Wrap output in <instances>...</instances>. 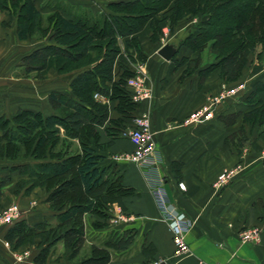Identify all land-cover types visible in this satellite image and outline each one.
Returning <instances> with one entry per match:
<instances>
[{"label": "trees", "instance_id": "obj_1", "mask_svg": "<svg viewBox=\"0 0 264 264\" xmlns=\"http://www.w3.org/2000/svg\"><path fill=\"white\" fill-rule=\"evenodd\" d=\"M47 4L45 0L38 5L34 0H0L1 9L15 14L18 38L43 37L21 55V74L42 78L49 68L71 74L68 90L46 93L49 113L18 107L10 116L0 114V160L17 161L0 174V197L16 172L12 193L44 190L53 222L29 223L18 217L0 229V236L12 250L35 244V264H45L57 241L75 264H108L112 251L128 248L130 234L112 232L100 244H91L87 255H80V250L85 228L105 226L108 208L121 207L122 199L133 194L121 175L100 165V151L134 117L136 103L126 85L133 71L126 59L132 60L131 49L142 56L137 32L146 26L153 41L161 33V22L171 29L181 18L195 16L194 26L175 45L196 51L194 65L185 69L198 65L207 46L213 58L199 68V79L217 69L221 80L230 85L241 79L250 54L264 52V0H113L105 4L106 10L96 12L60 1L43 12L41 7ZM249 80L239 91L244 109L220 116L226 125L240 116L239 128L226 137L237 146L248 141L244 125L264 135V79ZM94 92L107 102L96 99ZM108 102L116 118L108 117ZM100 130L105 142L100 141Z\"/></svg>", "mask_w": 264, "mask_h": 264}, {"label": "crops", "instance_id": "obj_2", "mask_svg": "<svg viewBox=\"0 0 264 264\" xmlns=\"http://www.w3.org/2000/svg\"><path fill=\"white\" fill-rule=\"evenodd\" d=\"M43 1L34 0V4ZM68 1L96 12L106 10L105 4L113 0ZM189 19L177 22L178 31H168L165 38L166 32L162 31L164 36L160 33L158 39L153 41L148 38L150 31H145L146 27H143L137 32L142 56L131 49L132 60L126 59L129 69L134 72L139 66L145 74L150 95L133 101L136 107L132 114H148L160 158L158 173L163 177L167 196L192 221L185 236L188 251L181 255L175 254L170 230L160 219L151 197L153 176L126 158L125 154L132 151L133 144L120 133L101 149L100 165L107 167V172L114 171L121 175L122 183L131 187L133 194L122 199L121 207L117 204L110 206L119 212L115 222L109 219L112 217L110 215L102 228H85L86 236L80 255H87L91 244H100L107 234L114 232L128 233L132 239L127 249L111 252L108 264H152L154 261H164L166 264H264V135L249 131L248 126L244 125L248 138L245 144L237 146L226 140L229 134L239 128L240 116L231 125L224 124L220 116L244 109V105L241 100L237 101V92L226 96L220 103L211 104L210 96L227 83L221 80L217 69L199 79L198 70L208 60L200 61L194 68L185 69L186 66L194 65L196 51L184 46L177 48L175 45L188 32L185 26L189 25ZM15 31L14 12L0 8V59L3 53L12 50L13 45L24 40L18 38ZM165 41L175 46L173 59H164L156 52ZM122 49V55L126 58ZM23 53L24 50L17 58V66L21 63ZM9 64L10 61L0 69V114L5 116H10L18 107L24 108L23 96L13 93L20 89H12V80L24 76L21 73L14 74ZM70 75L49 68L40 79L64 76L66 83L63 88L51 87L45 93L51 89L68 90ZM98 100L107 102L102 95ZM47 107L49 110L45 113L50 112L48 104ZM108 109L109 118L118 116L111 102H108ZM100 132V141L105 142L107 137L102 130ZM223 171H230L231 174L219 182L217 176ZM14 181L7 184L9 190H4L7 185L2 188L0 199L5 195L10 197L7 191L12 192ZM36 189L41 192L38 198L41 202L38 199L30 200L34 208L25 214L24 219L29 223L41 220L53 222V212L44 201L46 193L38 187L32 190ZM251 226L259 229L258 239L240 242L238 231ZM55 245L61 249L54 264H75L66 258L61 241L51 246L45 264H48ZM6 246L0 237L1 249ZM21 247H24L22 257L29 258L28 262L35 264L32 262V257L38 251L35 244H24L16 250Z\"/></svg>", "mask_w": 264, "mask_h": 264}, {"label": "built area", "instance_id": "obj_3", "mask_svg": "<svg viewBox=\"0 0 264 264\" xmlns=\"http://www.w3.org/2000/svg\"><path fill=\"white\" fill-rule=\"evenodd\" d=\"M165 34V32H164ZM264 63V60H263ZM244 81H240L232 86L222 84L217 93L210 96L211 104L220 103L226 96L235 94L244 88ZM126 85L130 89L131 100L138 101L150 95L149 87L145 82V74L138 66L132 75L126 78ZM96 99L101 95L94 92ZM121 135L127 138L132 144L133 149L125 154L126 158L136 162L147 174L153 176L150 188L151 197L156 206L160 219L166 223L171 233V242L176 255L185 254L188 251L185 236L189 232L192 221L169 200L164 188L163 177L158 173L159 154L157 153L153 133L150 129L149 116L145 112L134 116L130 124L121 132ZM231 174L230 171L221 172L217 178L222 181ZM117 213V211H116ZM18 209L16 204H11L1 211L0 222L11 223L17 218ZM259 229L256 226L242 228L238 231L240 242L256 241L258 239ZM154 261L152 264H157ZM208 264V263H203ZM220 264V263H211Z\"/></svg>", "mask_w": 264, "mask_h": 264}, {"label": "rangeland", "instance_id": "obj_4", "mask_svg": "<svg viewBox=\"0 0 264 264\" xmlns=\"http://www.w3.org/2000/svg\"><path fill=\"white\" fill-rule=\"evenodd\" d=\"M45 1H47L48 6L41 7V10L43 12L49 11L48 7L53 8V6H52L53 3H57V2L59 3L60 1L63 3L64 2L69 3L68 0H45ZM70 4H72V3H70ZM64 5L66 7H68L66 4H64ZM72 5H74V8L78 6L76 4H72ZM189 18H190L188 20L189 25L185 26V28H186L185 31H188L187 26L189 29L192 28L194 26L195 21H196L195 16H190ZM184 19H188V18L187 17L181 18L178 21V23L180 21H185ZM178 23L174 27L169 29L167 27V25L164 24V22H161L160 23L161 27H160V30H158V31H161V34H162V31H165L166 35L164 36L162 34V36H164L163 38H165L168 35V31H176V30L178 31ZM145 31H149V29L146 27ZM181 31H184V30H181ZM42 40H43L42 36L38 37L37 35H34V36L24 38L23 41L19 42L20 44L13 45L12 50L10 49V50H8L2 54L1 59H0V69H2V66H4L7 62L10 61V63H11V64H9V66H11L10 70L14 74L21 73L22 69L19 68V65L18 66L16 65L17 58H18L20 52L22 50H24V52L28 51L33 46L39 44ZM16 48L19 50H17ZM257 50H258V46L256 47V51ZM200 57H201L200 61H202V60H208L209 61L213 58V52H210L208 50L207 46H205L204 49L201 51ZM1 60H2V62H1ZM263 60H264V52L260 53L259 55H256L254 53L250 54L249 61L246 65V67L244 68L242 75L240 77L241 79L231 83L230 85L229 84L228 85L225 84V85L232 86V85H234L240 81H244V83H247V82H250L249 79L252 80L254 78H257L258 76H260V77H262V79H264V63H263ZM12 81H13L12 89L13 88L14 89H20V90L13 91V93H15L14 94L15 96H16V93L23 96L24 108H28L31 110H39L43 113L48 112V110H49L47 107V103H46V98H45L46 93L45 92L48 89H50L51 87H55V86L63 88L65 83H66L64 76H59V77L52 76L49 78V80H46V79L35 78L31 74L24 76V77L14 79ZM236 96H237V98H236L237 101L241 100V96H239V91L237 92ZM14 162H17V161L0 160V174H6L7 173L6 168L9 165L13 164ZM11 177H12V181H14L18 177V175L16 172H12ZM13 187H14V185H13ZM8 188H9V186L7 185V187H5L4 190H9ZM11 193H12L11 190L7 191V194L10 195V197L5 195L4 197H2L0 199V215H1L2 210L7 208L8 206H10L11 204H16L17 209H18L17 218L18 217L24 218L25 214L29 213L30 211H32V208H34L33 207L34 205L30 204L29 201L35 200V199L37 200L39 198V195H41V192L38 191L37 189H36V191L31 190L29 192L31 194L28 196H26L22 190H20L16 195L11 194ZM38 201L41 202L39 199H38ZM36 207H39V206L36 205ZM108 212L110 213V215H112V217H110L109 219L112 222H115L116 216L119 212L116 213V210L114 207H112V208L109 207ZM43 216L48 217V215H43ZM5 225H7V223L0 222V229L3 228ZM57 246L58 245H55L54 248L52 249L51 254L48 258V264H54V262H57V259L59 258L58 253L61 249L60 247H57ZM11 253L13 254V258H15L14 260H12ZM81 253H82V250H81L80 254ZM22 256H24V247H21L20 250H16V249L12 250L8 247V245L3 250L0 247V264H30L28 262L29 258L24 259Z\"/></svg>", "mask_w": 264, "mask_h": 264}, {"label": "water", "instance_id": "obj_5", "mask_svg": "<svg viewBox=\"0 0 264 264\" xmlns=\"http://www.w3.org/2000/svg\"><path fill=\"white\" fill-rule=\"evenodd\" d=\"M175 51V46L172 42H163L156 50V52L164 59H169ZM157 264H166L164 261H160Z\"/></svg>", "mask_w": 264, "mask_h": 264}]
</instances>
